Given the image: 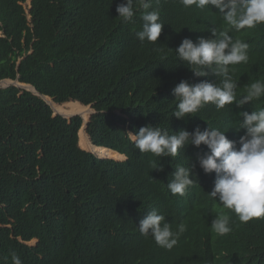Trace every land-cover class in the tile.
I'll return each mask as SVG.
<instances>
[{"label": "trees", "instance_id": "1", "mask_svg": "<svg viewBox=\"0 0 264 264\" xmlns=\"http://www.w3.org/2000/svg\"><path fill=\"white\" fill-rule=\"evenodd\" d=\"M26 1L0 0V81L30 85L57 114L74 116H53L26 89L0 88V264H13V255L22 264H264V217L242 223L212 198L214 173L197 163V182L185 195L167 188L175 168L189 167L206 146L188 145L174 158H160L141 153L127 133L147 124L169 134L210 126L238 141L244 134L235 129L240 112L264 108V97L219 110L208 104L177 119L176 84L219 83L222 77L211 70L194 75L175 48L185 37L195 42L213 30L246 42L247 63L230 66L239 98L251 83L264 81V22L248 27L239 20L237 29L226 16L238 0L203 7L153 0L164 27L151 43L136 37L139 0L128 22L116 12L122 0H31L25 10ZM89 105L94 113L85 131ZM159 164L162 171L153 169ZM151 209L174 231L185 225L171 250L139 232ZM223 215L232 230L219 235L212 221Z\"/></svg>", "mask_w": 264, "mask_h": 264}, {"label": "clouds", "instance_id": "2", "mask_svg": "<svg viewBox=\"0 0 264 264\" xmlns=\"http://www.w3.org/2000/svg\"><path fill=\"white\" fill-rule=\"evenodd\" d=\"M152 2L153 0H139L143 9L142 26L136 32V37L142 42L145 40L151 43L157 42L164 27L160 19V11L152 7ZM181 2L186 7L194 3L198 7H203L207 3L216 4L217 0H181ZM135 3L136 0H122L117 5L116 12L123 22L133 20L137 11ZM231 7L233 11L226 16V19L234 23L237 29L242 26L239 20L245 21L248 27L264 22V0H238V3ZM237 8L240 9L238 19ZM211 33L210 37L200 36L195 42L185 37L175 48L178 60L186 62L194 75L206 76L208 70H211L215 76L222 77L219 83L209 80L189 83L187 80H181L176 84L172 89L174 99L177 101L172 116L177 119L192 117L194 116L192 114L199 112L208 104L215 105L219 110L233 103L242 107L246 103L264 97V81L256 80L247 87L244 95L237 98L238 83L230 74V66L247 63L249 45L241 40H234L228 32L217 35L213 30ZM240 113L242 119L235 129L237 131L243 129L244 134L238 141L229 139L226 135L227 131L210 126L204 130L197 126L192 131L182 128L169 134L166 129L147 124L127 133L141 153H151L160 158H174L179 154L180 149H185L188 145L196 148H200L201 145L206 146L207 151L198 153L196 162H191L189 167L175 168L171 173V180L167 183L168 190L173 195H185L194 181L197 182L193 178L195 176L193 169L198 163L205 174H215L209 195L235 213L240 222L248 223L250 220L264 217V108ZM124 159L125 156L122 160ZM154 168L163 170L160 164ZM137 227L142 236H151L159 247L167 250H171L178 243L180 235L186 230L185 225L180 224L174 231L172 224L158 209L149 210L140 219ZM212 228L219 235L230 233L232 230L230 217L223 215L215 218L212 221ZM13 264H22V261L18 256L13 255Z\"/></svg>", "mask_w": 264, "mask_h": 264}, {"label": "water", "instance_id": "3", "mask_svg": "<svg viewBox=\"0 0 264 264\" xmlns=\"http://www.w3.org/2000/svg\"><path fill=\"white\" fill-rule=\"evenodd\" d=\"M30 2H31V0L29 1V4H30ZM5 82V83H4ZM10 85H13V86H16V87H19V88H22V89H26V90H28V91H30V92H32L34 95H36V96H38V97H40L41 99H43L49 106H50V108L52 109V107H51V105L49 104V101H47V97H45V96H43V95H40L39 93H37L36 91H35V89L32 87V86H30V85H27V84H23V83H20L17 79H15V80H9V79H5V80H1L0 81V88H6V87H8V86H10ZM89 108H91V105H89L88 106ZM53 111V110H52ZM54 115H61V114H57V113H54V111H53V116ZM62 117H64V118H67V119H69L71 116H74V115H70V116H68V117H66V116H64V115H61ZM79 116V115H78ZM89 120H90V118L88 119V121H87V123L85 124V131L87 130V126H88V122H89ZM82 127V126H81ZM90 141V140H89ZM88 151V150H87ZM89 152H91V151H89ZM92 153V152H91ZM92 154H94V153H92ZM95 155V154H94ZM96 156V155H95ZM98 157V156H97ZM100 158V157H99Z\"/></svg>", "mask_w": 264, "mask_h": 264}, {"label": "rangeland", "instance_id": "4", "mask_svg": "<svg viewBox=\"0 0 264 264\" xmlns=\"http://www.w3.org/2000/svg\"><path fill=\"white\" fill-rule=\"evenodd\" d=\"M29 1L30 0H27L24 4H23V7L25 8V10H26V8H28V6H29ZM50 99V98H49ZM51 102H52V100H51ZM54 103V102H53ZM49 104L51 105V107H52V104L49 102ZM91 110H90V112H89V115H88V118L91 116V114L93 113V110H92V108H90ZM52 110H53V107H52ZM54 111V110H53ZM54 113H56L55 111H54ZM82 126H83V123L85 124V121L82 119ZM79 137V136H78ZM34 242V241H33ZM33 242H31V244H34Z\"/></svg>", "mask_w": 264, "mask_h": 264}, {"label": "bare ground", "instance_id": "5", "mask_svg": "<svg viewBox=\"0 0 264 264\" xmlns=\"http://www.w3.org/2000/svg\"><path fill=\"white\" fill-rule=\"evenodd\" d=\"M191 192H192V190H191Z\"/></svg>", "mask_w": 264, "mask_h": 264}]
</instances>
